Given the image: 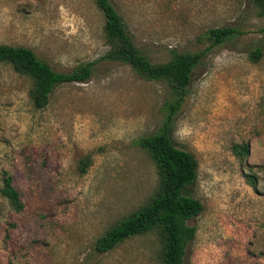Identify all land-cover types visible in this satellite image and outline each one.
<instances>
[{
	"label": "rangeland",
	"instance_id": "obj_1",
	"mask_svg": "<svg viewBox=\"0 0 264 264\" xmlns=\"http://www.w3.org/2000/svg\"><path fill=\"white\" fill-rule=\"evenodd\" d=\"M112 3L152 65L202 53L209 29L241 30L201 57L168 133L198 163L185 194L203 211L188 222L184 264H264V17L249 0ZM104 24L94 0H0V44L29 48L56 72L93 64L86 83L58 86L37 110L30 80L0 63V190L7 173L23 203L15 212L0 194V264H161L156 232L94 251L157 189L137 142L162 131L174 100L163 82L104 59Z\"/></svg>",
	"mask_w": 264,
	"mask_h": 264
},
{
	"label": "trees",
	"instance_id": "obj_2",
	"mask_svg": "<svg viewBox=\"0 0 264 264\" xmlns=\"http://www.w3.org/2000/svg\"><path fill=\"white\" fill-rule=\"evenodd\" d=\"M260 17H264V0H249ZM104 17V31L111 46L104 59L119 61L128 66L141 78L163 82L174 96L165 103L167 117L161 132L143 137L137 142L155 166L157 189L140 208L121 218L108 228L94 244L97 254H106L128 239L156 232L160 242L161 264H184L188 245L195 239L196 228L188 222L203 211L201 202L187 194L185 190L194 183L198 163L194 155L177 148L168 133L169 124L182 104L191 82L194 68L201 57L211 48L221 46L241 34L235 26L209 29L202 35L209 47L192 56L175 55L168 62L152 65L137 50L132 36L112 0H94ZM251 59L257 61L261 50L251 51ZM0 63L12 66L13 70L27 77L31 82L29 96L37 110L47 107L52 92L61 85L86 83L92 76L93 64H84L68 73L56 72L44 60L39 59L29 48L0 44ZM244 155L248 148L243 149ZM88 164L81 165L82 173ZM3 186L0 194L7 199L15 212L23 210V203L12 185V177L2 175Z\"/></svg>",
	"mask_w": 264,
	"mask_h": 264
}]
</instances>
